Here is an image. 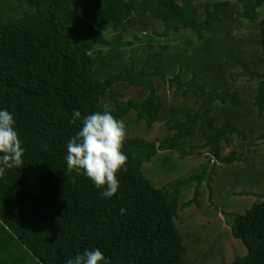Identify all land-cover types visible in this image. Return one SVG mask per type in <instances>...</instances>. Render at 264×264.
I'll return each instance as SVG.
<instances>
[{"label":"trees","instance_id":"16d2710c","mask_svg":"<svg viewBox=\"0 0 264 264\" xmlns=\"http://www.w3.org/2000/svg\"><path fill=\"white\" fill-rule=\"evenodd\" d=\"M6 5L0 0V110L13 115L24 163L0 177V264H66L95 249L110 264H187L174 220L180 194L195 177L156 188L141 166L161 152L186 157L196 149L205 150L209 162L232 164L264 144V19L257 11L264 0ZM182 32L201 47L189 55L183 48L174 61L166 45L149 52L153 41ZM141 43L147 49L140 53ZM124 85L145 94L124 99L117 91ZM165 85L170 103L160 91ZM74 110L165 126L158 143L126 136L127 171L118 174L112 198L86 175L67 170V143L82 127L71 122ZM194 140L200 144L185 150ZM234 141L237 150L223 157ZM224 216L246 249L225 264H264V198Z\"/></svg>","mask_w":264,"mask_h":264},{"label":"rangeland","instance_id":"374dc122","mask_svg":"<svg viewBox=\"0 0 264 264\" xmlns=\"http://www.w3.org/2000/svg\"><path fill=\"white\" fill-rule=\"evenodd\" d=\"M5 2L6 7L11 8L14 0ZM257 11L258 20L264 19V5ZM245 29L246 25L240 30L244 32ZM160 45L168 47L173 61L177 52L181 53L183 48L189 55L192 50L201 47V43L188 32L171 34L167 39L153 41V49L149 52H157ZM139 46L140 53L147 49L145 44L141 43ZM126 55L129 56L128 53ZM177 70L175 67L174 73ZM185 78L188 79L189 75L187 74ZM119 90L124 93V99L139 98L145 94L144 92L139 96L143 90L136 86L124 85L117 91ZM160 91L166 95L167 102L170 103L173 94L169 86H161ZM176 97V103L182 99L180 95ZM133 117L134 115L129 117V120H124L127 135L156 143L164 138L163 123H155L148 127ZM198 144H200L198 140L187 143L185 150ZM233 149L237 150L236 141L222 152V156L227 157ZM241 158L242 162L223 164L215 159L209 162L205 150L196 149L192 155L186 157H181L175 151H167L159 153L150 162L141 166L142 175L156 188L178 177L186 179L193 175L195 177L189 184L186 183L189 186L180 194L174 220L186 247L187 264H225L246 254L244 245L232 237L224 214L243 213L264 198V144L252 146L241 155ZM236 172H244L240 181L234 177ZM198 174H201V178L196 176Z\"/></svg>","mask_w":264,"mask_h":264},{"label":"clouds","instance_id":"9594fccd","mask_svg":"<svg viewBox=\"0 0 264 264\" xmlns=\"http://www.w3.org/2000/svg\"><path fill=\"white\" fill-rule=\"evenodd\" d=\"M82 121V127L67 143L66 165L69 172L86 175L104 198H112L119 189L118 174L127 171L128 156L124 153L127 136L122 120L111 112L97 111L82 117L74 110L71 122ZM13 115L0 110V177L5 169L20 168L24 148L15 128ZM126 210L121 209V214ZM66 264H110L100 249L70 257Z\"/></svg>","mask_w":264,"mask_h":264}]
</instances>
